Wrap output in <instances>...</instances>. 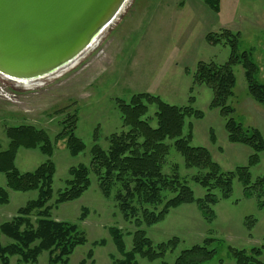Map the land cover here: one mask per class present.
<instances>
[{"label":"rangeland","instance_id":"1","mask_svg":"<svg viewBox=\"0 0 264 264\" xmlns=\"http://www.w3.org/2000/svg\"><path fill=\"white\" fill-rule=\"evenodd\" d=\"M225 29L239 32V53L252 52L259 68L258 79L264 83L263 0H221L219 12L212 11L202 0H129L97 42L67 68L28 83L0 75L1 149L8 146L6 129L19 125L45 130L53 143L51 156L38 148L19 149L16 165L26 172L48 160L55 164L53 196L47 203L51 206V216L58 221L76 223L86 238V243L74 250L68 264H115L122 255L109 228L116 227L123 232L127 250L132 248L133 233L138 229L133 219L123 216L114 200L115 193L109 198L103 195L92 172L91 185L81 197L56 202L71 178L70 169L80 164L90 166L95 144L107 149L112 134L128 130L123 125L118 100L129 102L135 94L150 93L170 104L187 106L194 98L192 106L204 116L187 118L183 134L192 132L191 144L207 148L223 171L249 165L253 149L229 141L225 129L228 118L221 114L220 108L210 107L213 91L205 85H194L199 62L222 64L229 59V46H213L206 41L208 33ZM233 71L236 86L233 97L228 100L235 108L232 117L249 134L258 130L264 138V105L249 95L243 67L235 65ZM156 109V105L149 106L146 115L153 117L154 127ZM73 115L77 120L75 134L85 144V149L76 156L71 155L67 139L56 140L67 118ZM259 156V163L250 167L252 183L264 177V152ZM175 167L192 188L195 198H203L207 190L193 179L197 170L187 168L181 155L171 148L164 173L170 174ZM0 187L6 188L3 173H0ZM244 191L242 183L235 179L232 196L213 206L216 217L212 222L204 218L198 203L194 202L172 208L155 224L143 225L154 247L175 237L179 244L155 260L137 256L138 264H175L182 251L207 242L209 249H217V254L199 264H235L229 254L230 247L249 252L264 246V208L258 206L256 193L247 197ZM8 192L9 202L0 204V225L11 220L39 194L38 190L8 189ZM37 218L35 213L32 221L36 223ZM247 220L252 221L250 228ZM208 239L212 241L206 242ZM1 242L5 245L9 240L2 236ZM260 260L264 262V249ZM0 264L3 263L0 261ZM10 264L26 263L19 256H11ZM28 264H49L48 252L41 253L36 263Z\"/></svg>","mask_w":264,"mask_h":264},{"label":"trees","instance_id":"2","mask_svg":"<svg viewBox=\"0 0 264 264\" xmlns=\"http://www.w3.org/2000/svg\"><path fill=\"white\" fill-rule=\"evenodd\" d=\"M202 1L214 12L221 9V0ZM206 41L213 46H229L231 54L222 64L199 62L194 85H205L213 91L210 107L220 108L221 114L228 118L225 129L229 141L248 145L254 154L250 155L248 166L223 171L207 148L193 146L192 132L183 134L187 118L201 119L204 116L201 110L192 106L194 98L190 99L187 106L170 104L150 93L135 94L129 102L118 100L123 125L128 130L112 134L108 139L107 149L95 144L91 149L90 166L80 164L72 167L71 178L66 181L67 187L59 192L56 200L57 203H64L81 197L91 185V172L96 176L100 190L106 198L115 193L114 200L123 216L128 220L133 219L138 228L133 233L130 250L126 249L123 232L116 227L109 228L114 244L122 255L115 260V264H138L137 256L155 260L175 250L179 244L178 238L154 247L142 226H150L163 220L172 208L194 202L198 203L204 218L212 222L216 217L213 206L219 200L232 196L235 179L242 183L247 197L256 193L257 198L259 197L258 206L264 208V201L260 199L264 198V177L252 183L250 172V167L260 161L259 153L264 152V138L258 130L249 134L232 117L235 108L228 104L236 86L233 67L241 65L249 95L264 105V83L258 79V65L251 51L239 53V32L234 33L227 29L218 33L210 32ZM151 105H156L157 108L154 114L156 127L151 123L153 117L146 116ZM76 121L75 115L68 117L63 131L56 136V140L67 139V147L74 156L85 149V144L75 134ZM6 136L7 148L0 147V173L6 177V188L0 187V204L9 202L8 189L19 192L38 190L39 194L35 200L21 207L11 220L0 225V261L10 264L11 256H19L22 263H36L45 251L48 252L49 264H68L74 250L85 244L86 238L76 223L58 221L51 216V206H47V203L53 196L55 164L48 160L33 171L26 172L20 171L16 165L19 149L38 148L51 156L53 143L45 130L33 125L8 127ZM212 140L215 141L214 135ZM171 148L181 155L187 168L197 170L193 179L207 190L203 198H195L190 185L180 177L178 167L170 174L164 173ZM35 213L38 215L36 223L32 221ZM247 226H252L251 220H247ZM2 236L9 243L4 245L1 242ZM208 243L182 251L175 264H199L213 259L217 249H209ZM263 249L264 246L255 247L248 252L230 247L229 254L235 264H264L260 260Z\"/></svg>","mask_w":264,"mask_h":264},{"label":"water","instance_id":"3","mask_svg":"<svg viewBox=\"0 0 264 264\" xmlns=\"http://www.w3.org/2000/svg\"><path fill=\"white\" fill-rule=\"evenodd\" d=\"M129 0H0V75L31 82L90 49Z\"/></svg>","mask_w":264,"mask_h":264}]
</instances>
